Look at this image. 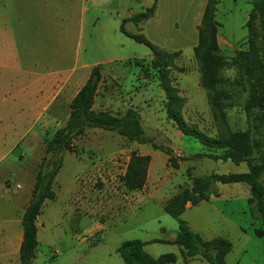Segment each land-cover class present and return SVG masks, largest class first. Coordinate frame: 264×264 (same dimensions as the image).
Instances as JSON below:
<instances>
[{
  "label": "rangeland",
  "instance_id": "obj_1",
  "mask_svg": "<svg viewBox=\"0 0 264 264\" xmlns=\"http://www.w3.org/2000/svg\"><path fill=\"white\" fill-rule=\"evenodd\" d=\"M24 1L15 0L14 3L8 1L12 6L8 5L6 11L12 13L14 7L18 5L21 15L25 12ZM155 1L152 0V5ZM63 2L69 3L72 10L74 8L72 4L79 1L53 0L52 7L46 10L43 19L20 20L16 23L11 21L9 25L0 23V35L18 36L24 38L36 51H42L45 47L52 52L56 51L63 36L66 35L62 49L68 56V68L72 71L71 74L78 71L88 74L95 65L101 67L105 73H115L118 77L116 79L118 94L126 102L137 106L145 134L155 143L175 149L177 154L173 153V155L171 152V155L180 164L177 168H169L166 165V154L156 148L152 152L153 169L159 178L155 186L156 191L153 190L151 196L137 206L129 196L131 192L136 193V190L126 191L121 180L128 157L119 150L125 148L124 143L129 140L114 131L87 127L81 136L73 139V146L77 153L68 150L63 153L62 165L56 177L55 190L58 198L55 204L57 209L61 208L65 210V213L51 226H46L44 221L42 226L39 224V243L36 246L38 258L35 264L62 263L64 258L61 254L64 248L82 238H85L86 242L78 243L79 246L77 248L75 246V249L79 255H84L74 264H123L119 255L111 250V246L130 238L146 243L151 239L168 238L171 235L170 228L176 224L175 220L156 204L153 197L173 192L178 186L180 189L191 188L196 178L189 180L190 174L193 176H200L207 172L226 174L237 170L243 164H236L229 160L194 158L197 155L193 154L202 151L203 146L197 139L180 134L174 123L166 116L164 93L158 84L156 69L150 67V50L134 39L128 40L129 42L119 50L114 49V54H121L125 59L127 58L126 63L141 62L147 69L146 74H140L139 67L133 64L129 66L96 64L98 60H104L103 57L109 54L108 50L104 49L103 53L99 49V46L103 48L102 15L99 16L97 11L87 9L81 21L77 10L76 14H69L66 20L64 13L67 12V8L61 5ZM187 2L188 0H179L178 10L183 11L187 7ZM2 4L3 1L0 0V8ZM192 7L191 5L190 12ZM249 8L247 0H219V4L216 3L212 12V20L217 34L229 43L234 42L233 48H223L219 51L226 61L225 66L220 70L222 78L220 85L228 90L227 96L223 99L226 103L224 107L226 122L231 130L249 129L250 137L261 140L262 145L259 149H264V121L260 122L253 114L246 118L243 102L247 91L243 89L247 88V82L243 73L239 75L238 66L231 60L236 51L245 50L247 47L244 20ZM189 29L190 27L181 25V37H188ZM106 31L112 36L113 27H107ZM240 39L242 40L239 41ZM159 49L168 52L166 49ZM188 54H191V49H185L182 57L178 59L179 67L173 64L169 68L168 80L177 88V91H179L177 83H180L182 93H178L183 98L181 113L186 122L212 137L216 134V124L208 110L205 100L206 92L198 85V74L191 70L197 68V63L194 58L188 57ZM135 59L139 61H133ZM183 71L185 73H181ZM1 76L4 79L7 78V75ZM107 87L115 90L116 86L111 82L110 85L107 84ZM6 108L11 114L13 107ZM36 126L37 122L30 117L21 122L0 121L1 204L10 202L26 189L25 175L33 163L37 141L40 140ZM213 151L216 150L213 149ZM256 154L255 151L253 155ZM76 159H79L77 172L80 176V184L77 192H74L75 185L71 179L72 172L75 170L74 164L77 163ZM169 165L171 166L170 163ZM209 175L212 174L204 177ZM262 176L264 178V172ZM154 180L152 173L149 181ZM212 183L210 189H212ZM2 222L3 219L0 217V225ZM99 222L106 228L97 233L93 232V226ZM61 228L62 233L59 232ZM89 233L92 234L89 235ZM92 235H96L95 238L106 243L105 249L96 252L87 251V241L90 243L92 239H95ZM143 249L151 256H158L165 252L178 254L177 245L167 242L147 243ZM50 250L58 253L53 263L51 258L46 257Z\"/></svg>",
  "mask_w": 264,
  "mask_h": 264
},
{
  "label": "crops",
  "instance_id": "obj_2",
  "mask_svg": "<svg viewBox=\"0 0 264 264\" xmlns=\"http://www.w3.org/2000/svg\"><path fill=\"white\" fill-rule=\"evenodd\" d=\"M2 1L3 4L0 8V23L3 25H9L11 21H15L16 23L20 20L37 21L38 19H43L46 15V10H50L53 5V0H25L23 6L25 12L20 15L18 5L14 7V12L9 13L6 11L8 5L12 6L8 1L14 3L15 0ZM16 1L20 2L21 0ZM70 1L72 2L75 0ZM78 1L79 2H76V4H72L74 7L72 10H70L69 3L66 2L67 4H65L63 2L61 4L67 8V12L64 13V18L66 20L69 18V14H76L77 10L81 21L84 19L87 9L97 11L99 16L102 15L101 18L103 20L104 31L102 33L101 43L103 44V48L99 46V49L103 53L104 49H106L109 51V54H104V60H98L96 62L98 65L126 64L125 66H129L133 64L139 67L135 65L134 62L126 63L125 60L127 58L125 59L121 54H114V49L119 50L125 43L129 42L128 40H132L129 35L133 34L142 35L158 48L166 49L168 52H178L173 60L174 66L179 67L177 61L182 57L185 49H191V54L187 56L193 58L192 49L197 43V27L200 24L206 0H188L187 7L183 11L178 10L180 7L179 0H156L151 13L137 20H134L132 16L150 8L153 3L152 0ZM217 4H219V0ZM191 5L193 6L192 12H190ZM68 10H70V12ZM247 15L248 11L245 13L244 21H246ZM181 25H186V28L190 27L188 37H181ZM109 26L113 27L112 36L106 33V29ZM65 37L67 36L64 35L63 40H65ZM215 37L216 43L220 49L233 48L234 42L229 43L225 41L217 32L215 33ZM242 39H244V37ZM63 40L59 43L55 52L49 51L45 47L42 48V51H36V49L31 47L24 38L22 39L18 36L13 37L5 34L0 35V76L7 75L6 79H4L3 76L0 77V121L21 122L27 117H30L33 121L37 122L35 129L40 139L37 141L33 163L30 165L25 175L26 189L11 199L10 202L6 204L0 203V217L3 219L0 225V264H20L18 257L19 246L22 239L20 221L30 196L36 167L42 155V146L40 145L41 139L45 136H50L56 128L64 124L69 113L68 104L89 74V72L85 74L82 71L71 74L72 71H69L68 68V56L62 49ZM133 61L139 60L135 59ZM191 70L193 73L198 74L199 79L197 68ZM181 73H185V71ZM116 79H118V77L115 73H105L100 67V79L93 96L92 109L120 112L127 106H131L138 111L137 106L131 102H126L119 96ZM111 82L115 84V90L107 87V84L110 85ZM177 87L179 88L178 92L182 93L180 90V83H177ZM193 105L195 104L193 103ZM7 106L13 107L11 114L8 113ZM202 146V151H198L193 155L203 153L219 154L221 151L218 148H213L216 150L213 151L212 148L203 144ZM124 147L125 148L120 149L119 152L126 154L127 157L132 150L137 154L149 156L144 184L138 191L136 190V193L134 191L129 194L133 202L139 206L145 198L151 196L153 190L156 191L155 186L159 178L152 165V152L156 148L150 143H138L132 140L125 141ZM171 152L172 154H177L175 149H171ZM256 155L253 156L255 157ZM194 158L198 160L202 158L212 159L199 155ZM76 160L77 163L74 164L75 170L72 172L71 179L75 185L73 189L74 192H77L80 184V176L77 172L79 159ZM239 163L243 165L237 170L229 173H243L247 170V163L245 161ZM179 164L180 163L176 161V167L170 166L166 155V165L169 168H177ZM58 172L59 170L55 174L52 183L54 198L45 199L43 201L40 213L36 217L37 245L39 243V224L42 226V221H44L46 226H51L59 218H62L65 213V210L61 208L57 209L55 204L58 198V193L55 190L57 187L56 177ZM263 172L264 170L258 176L262 184H264ZM152 173L155 180L150 182L149 180ZM207 174L220 173L207 172L200 176H193L190 174L189 180L201 178ZM179 190L180 186H178L175 191L169 192L166 195H157V197H153V200L164 212L163 206L165 202ZM212 191H216V193H209L205 198L199 197L197 193L190 194L185 200L177 218L169 215L176 223L175 226L170 228L171 235L168 236V238L151 239L147 243H166L164 241H171L177 230V222L180 220L202 239L207 240L214 237H222L230 243V247L223 258V264H264V225L260 217L251 216L249 212L248 198L250 194L248 186L243 182H213ZM192 198L195 199V201H192ZM105 228L104 224L99 222L93 226V232L97 233L103 231ZM256 231H259V233H256ZM59 232L62 233L63 229L61 228ZM91 234L92 233H89V235ZM80 242H86L85 238L73 241V243L71 242L64 248L61 254L64 261L60 264H74L80 260V257L84 254L79 255L77 249H75V246L77 248ZM147 243L144 242V245ZM86 244L88 252H96L105 249L106 243L99 240L95 244H91L88 241ZM118 245L119 244L111 246V250L117 253L116 248ZM50 251L51 252L46 257L47 259L51 258V262L53 263L58 253L55 250ZM37 258L38 252L36 250L32 264H35ZM172 264L210 263L199 255L192 256L184 263L178 252Z\"/></svg>",
  "mask_w": 264,
  "mask_h": 264
},
{
  "label": "trees",
  "instance_id": "obj_3",
  "mask_svg": "<svg viewBox=\"0 0 264 264\" xmlns=\"http://www.w3.org/2000/svg\"><path fill=\"white\" fill-rule=\"evenodd\" d=\"M218 0H206L200 24L197 27V43L193 47V58L197 63L199 73V85L206 92V102L211 116L216 124V134L212 137L200 132L194 125L188 124L181 113L183 98L179 95L177 88L172 86L168 80V70L173 66V60L178 52H165L151 44L140 34L129 35L139 43H143L151 53L150 67L156 69L158 84L164 93V110L167 117L174 123L177 130L184 136L197 139L201 144L209 148L220 149L219 154L203 153L215 160L233 163L245 161L247 170L243 173L212 174L193 180L191 188H182L171 196L164 204L163 210L168 215L177 218L182 210L185 200L190 194L197 193L199 197L205 198L209 193L216 191L210 189L212 182L231 183L243 182L248 186L250 197L248 198V209L251 216H258L264 225V184L258 178L264 170V149H259L262 141L252 139L249 129L231 130L226 122L223 99L228 90L222 87L220 70L226 61L220 54V48L216 43V27L212 20V12ZM250 5L247 19L244 23L246 29L245 50H238L231 60L238 66V72L245 76L247 96L243 102V111L246 118L253 114L260 122L264 121V0H248ZM154 5L142 13L132 16L134 20L148 16ZM139 66L140 74L147 73L143 64L134 63ZM142 76V75H141ZM100 79V67L93 66L74 96L68 107L69 113L64 124L56 128L50 136L42 138V155L36 167L34 182L31 187L30 196L21 217L22 239L19 246L18 257L20 264H32L35 257L36 239V217L40 213L42 203L45 199L54 198L52 183L55 174L62 165L64 151H77L73 146V139L81 136L87 127H95L110 130L124 136L128 140L138 143H150L167 155V161L176 167V161L171 155V149L155 143L148 137L141 125L139 112L127 106L120 112L110 110L92 109L93 96ZM257 155L254 157V152ZM149 156L137 154L130 151L128 160L121 176L122 185L126 191L138 190L142 187L146 177V169ZM192 201L195 199L192 198ZM177 230L171 241L178 247L182 262L199 255L210 264H223L225 253L230 243L222 237L202 239L193 232L182 221L178 220ZM259 233V231H256ZM96 235H92L95 238ZM99 238L91 240L95 244ZM144 242L139 239H127L120 242L116 252L123 264H172L176 255L165 252L156 257L149 255L144 249Z\"/></svg>",
  "mask_w": 264,
  "mask_h": 264
}]
</instances>
